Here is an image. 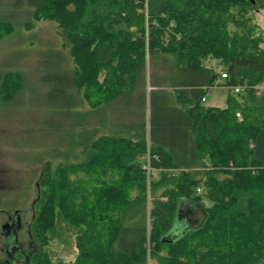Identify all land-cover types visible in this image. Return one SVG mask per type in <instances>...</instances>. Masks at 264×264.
<instances>
[{
  "label": "trees",
  "instance_id": "16d2710c",
  "mask_svg": "<svg viewBox=\"0 0 264 264\" xmlns=\"http://www.w3.org/2000/svg\"><path fill=\"white\" fill-rule=\"evenodd\" d=\"M26 2L24 29L53 21L68 43L49 101L84 121L43 166L20 262L62 264L50 244L66 230L73 264H264V33L251 17L264 0ZM13 31L0 22V40ZM21 80L1 79L2 101ZM216 86L231 90L224 108L204 104ZM181 199L210 204L175 238Z\"/></svg>",
  "mask_w": 264,
  "mask_h": 264
},
{
  "label": "rangeland",
  "instance_id": "374dc122",
  "mask_svg": "<svg viewBox=\"0 0 264 264\" xmlns=\"http://www.w3.org/2000/svg\"><path fill=\"white\" fill-rule=\"evenodd\" d=\"M26 1L0 0V22H9L14 27L12 34L0 40V82L8 74L22 79L17 95L10 102L0 98V189L13 191L20 185L23 190L20 205L24 239H21V247L25 253L29 252L33 243L28 236V224L36 214L34 204L38 198L37 184L43 166L48 157L63 152L62 149L67 147L65 140L69 141V135L77 132L75 122L84 121L82 116L75 119L73 114L71 118L62 115L49 101L51 89L47 79L57 72L65 73L61 51L68 56V43L53 21L40 20L32 30L24 29V23L31 19ZM251 17L258 32L264 33V11L252 12ZM45 54H48V60L43 61ZM144 90L143 83L136 89L133 100L140 106L139 109L136 106L135 111L142 108ZM230 91L226 86H216L208 92L204 104L224 108ZM85 106L89 108L87 102ZM81 111L84 112L83 109ZM56 147L61 149L58 151ZM30 187L33 198L24 191ZM205 203V206L210 204ZM51 241L50 254L54 263L73 264L76 261L79 251L74 233L63 230ZM7 261L6 257H0V263ZM8 264L12 263L9 261ZM148 264H153L150 257Z\"/></svg>",
  "mask_w": 264,
  "mask_h": 264
},
{
  "label": "flooded vegetation",
  "instance_id": "af4514ba",
  "mask_svg": "<svg viewBox=\"0 0 264 264\" xmlns=\"http://www.w3.org/2000/svg\"><path fill=\"white\" fill-rule=\"evenodd\" d=\"M24 191L29 192L30 198H33L32 187L29 189L26 188ZM22 194L23 190L20 185L18 189H13V191L0 189V257H6V261L9 258L7 263L4 264H8L9 261L12 264H23V262H20L19 260L20 253L29 256L35 248L30 234L31 223L33 220L28 224V236L33 242L32 245L30 244L31 248L29 252L25 253L21 247V239H24L22 231L24 225L20 205L23 200ZM35 205L36 202L34 206Z\"/></svg>",
  "mask_w": 264,
  "mask_h": 264
},
{
  "label": "crops",
  "instance_id": "0c3cea01",
  "mask_svg": "<svg viewBox=\"0 0 264 264\" xmlns=\"http://www.w3.org/2000/svg\"><path fill=\"white\" fill-rule=\"evenodd\" d=\"M205 204L203 202L193 203L186 199L180 200L173 229V233L176 235L175 238L202 224L205 218V207L207 206Z\"/></svg>",
  "mask_w": 264,
  "mask_h": 264
},
{
  "label": "built area",
  "instance_id": "2783aa9c",
  "mask_svg": "<svg viewBox=\"0 0 264 264\" xmlns=\"http://www.w3.org/2000/svg\"><path fill=\"white\" fill-rule=\"evenodd\" d=\"M222 77H223V78H226V75L223 74ZM233 90H234V93H235V94H238V93H240V92L242 91V88H240V87H236V88H234ZM203 101H206V99L204 98ZM237 116H238V117H241L240 114H237ZM145 168H146V170H147L149 176H152V175L155 174V171H153V169H151L149 163L146 164ZM201 191H202L201 189H198V193H201Z\"/></svg>",
  "mask_w": 264,
  "mask_h": 264
}]
</instances>
